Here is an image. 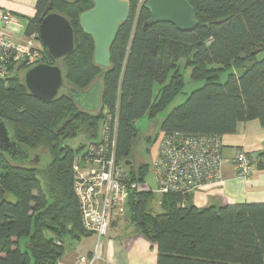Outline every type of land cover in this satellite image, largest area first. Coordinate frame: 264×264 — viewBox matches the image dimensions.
I'll list each match as a JSON object with an SVG mask.
<instances>
[{
    "label": "trees",
    "instance_id": "trees-1",
    "mask_svg": "<svg viewBox=\"0 0 264 264\" xmlns=\"http://www.w3.org/2000/svg\"><path fill=\"white\" fill-rule=\"evenodd\" d=\"M189 1L199 24L183 32L168 22L145 27L149 11L142 6L136 20L139 0H129L130 17L111 48V66L103 69L94 61L92 37L79 23L93 1L37 0L27 35L39 34L48 13L64 14L76 33L75 52L60 60L65 82L86 89L101 77L107 113L82 110L65 90L50 103L30 96L22 78L25 64L0 77V116L20 143L45 148L36 166H19L0 153V264H57L68 237L92 234L82 225L74 189V160L84 145L65 141L81 131L98 138L109 114L118 115V161L128 167L130 180L146 182L149 164H126L139 136L135 121L156 118L182 91L181 60L192 68L191 79L204 84L170 111L162 132L222 142L240 122L254 119L264 130V0ZM43 50L46 62L55 63ZM253 157L255 168L264 169V150ZM155 197L150 189L135 190L127 206L138 231L156 243L157 264H264V202L198 207L191 193L169 192L156 213L150 206Z\"/></svg>",
    "mask_w": 264,
    "mask_h": 264
},
{
    "label": "built area",
    "instance_id": "built-area-1",
    "mask_svg": "<svg viewBox=\"0 0 264 264\" xmlns=\"http://www.w3.org/2000/svg\"><path fill=\"white\" fill-rule=\"evenodd\" d=\"M145 1L139 0L138 10ZM1 20L8 25L16 21V16L5 10ZM43 49L39 34L27 35L23 41L0 34V77H7L11 66L25 64L30 67L41 62L49 63ZM117 132L118 115L109 114L98 138L90 140L86 149L75 156L74 189L79 200L82 225L87 232L97 236L95 252L91 256L78 255L76 264H95L102 259L99 252L102 238L109 235L114 218L121 214V208L132 191L150 189L160 194L173 192L185 195L222 179L226 162L223 140L221 142L215 136L162 132L153 154L156 189H152L147 182L132 181L128 167L117 158ZM253 162L254 157L247 151L239 152L234 159L236 170L243 177H249L254 172Z\"/></svg>",
    "mask_w": 264,
    "mask_h": 264
},
{
    "label": "water",
    "instance_id": "water-1",
    "mask_svg": "<svg viewBox=\"0 0 264 264\" xmlns=\"http://www.w3.org/2000/svg\"><path fill=\"white\" fill-rule=\"evenodd\" d=\"M76 1V0H75ZM92 8L84 11L79 18L81 28L94 41V61L103 68L111 66V48L117 38L120 25L130 17L129 0H92ZM144 6L150 13L144 26L157 23H172L183 32L193 31L199 24L195 8L189 0H147ZM139 7L138 14L141 9ZM39 40L55 63H37L22 70L23 84L32 97L44 102L57 100L62 90L82 110L99 112L102 110L104 83L101 77L86 89L67 86L60 60L67 58L76 50V33L71 21L59 12H50L40 25ZM0 153L19 166H36L41 160L39 154L33 156L32 150L20 143L0 116ZM127 165L132 161L127 160ZM63 243V241H62Z\"/></svg>",
    "mask_w": 264,
    "mask_h": 264
},
{
    "label": "crops",
    "instance_id": "crops-1",
    "mask_svg": "<svg viewBox=\"0 0 264 264\" xmlns=\"http://www.w3.org/2000/svg\"><path fill=\"white\" fill-rule=\"evenodd\" d=\"M37 0H0V34H8L15 41L27 37L28 19L36 13ZM10 10L16 21L4 25L1 15ZM226 162L220 182L203 186L191 193V201L198 207L224 206L242 202H264V169L255 168L249 177L238 174L234 159L241 151L257 156L264 150V130L259 120L242 121L236 132L222 136ZM162 209V208H161ZM157 213V212H156ZM97 236L80 239L68 237L64 253L57 264H76L78 255L91 256L95 252ZM102 259L95 264H157L156 243L142 235L131 221L127 203L112 223L110 233L102 238L99 248Z\"/></svg>",
    "mask_w": 264,
    "mask_h": 264
},
{
    "label": "rangeland",
    "instance_id": "rangeland-1",
    "mask_svg": "<svg viewBox=\"0 0 264 264\" xmlns=\"http://www.w3.org/2000/svg\"><path fill=\"white\" fill-rule=\"evenodd\" d=\"M135 15V19H136ZM185 60H181L179 65L181 66V72L185 78V86L182 91L169 103L166 109L159 114L156 118H150L148 116H144L141 119L135 121L136 127L139 128V136L135 139L133 143V150L131 155L128 157L129 160L133 161L132 167L134 169H138L143 163L149 164V171L146 175V182L149 183L152 189H156L157 183L155 180V175L153 172V154L156 151L155 144L157 143L160 135L162 134V123L164 118L172 111L173 108L178 106L179 104L183 103L187 96L197 87H200L204 84V81H194L191 79V67L185 66ZM229 71L222 74V79L224 80ZM157 90V86L155 87V93ZM102 113L105 114V109L102 110ZM91 140L90 136L87 135L85 132H79L74 138H69L65 142L68 145L76 148L78 146H83V152L86 149V145ZM155 148V149H154ZM45 152V148H34L32 150L33 156L35 154H39L40 156ZM80 152V153H81ZM249 153V152H248ZM251 154V153H249ZM254 156L253 154H251ZM128 160V159H127ZM41 161V160H40ZM46 160L43 158L42 165H44ZM40 163V162H39ZM38 163V164H39ZM42 179V186L45 190H48V184L46 179L41 176ZM156 194V197L151 201V208L155 212H162L161 209V196L162 194L153 191ZM86 255V254H82ZM88 256V255H87Z\"/></svg>",
    "mask_w": 264,
    "mask_h": 264
},
{
    "label": "flooded vegetation",
    "instance_id": "flooded-vegetation-1",
    "mask_svg": "<svg viewBox=\"0 0 264 264\" xmlns=\"http://www.w3.org/2000/svg\"><path fill=\"white\" fill-rule=\"evenodd\" d=\"M133 163H134V162L132 161V164H133ZM132 164H131V165H132Z\"/></svg>",
    "mask_w": 264,
    "mask_h": 264
}]
</instances>
